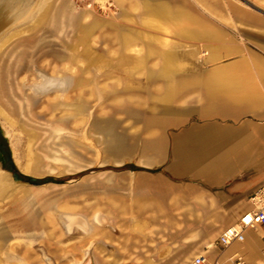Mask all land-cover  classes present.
Returning a JSON list of instances; mask_svg holds the SVG:
<instances>
[{
  "label": "crops",
  "instance_id": "crops-1",
  "mask_svg": "<svg viewBox=\"0 0 264 264\" xmlns=\"http://www.w3.org/2000/svg\"><path fill=\"white\" fill-rule=\"evenodd\" d=\"M53 1L43 0L41 10L47 18ZM137 1L133 9L140 6L142 25L156 29L176 21L183 11L226 12V18L189 19L191 27L201 30L186 31V37L201 39L207 48L204 57H199L202 66L180 68L176 62L179 53L159 51L154 70L164 80L158 96L163 101L159 114L146 116L142 128L129 135L122 148L118 144L116 153L113 149L110 178H93L90 184L80 182L79 194L87 188L100 193L96 194L91 216L82 214L81 201L79 212L61 207L88 222L87 228L74 230L86 234L94 226L96 231L102 227L109 231L102 235L109 236V248L96 245L92 254L83 250L72 264H187L199 254L224 264H231L237 255L250 264H264V225L246 231L242 243L225 248L217 244L222 231L249 210V197L264 182V0H250L254 8L237 0H193L197 7L190 10L182 5L172 7L167 0ZM64 11V6L59 7L53 20L59 23ZM73 19L80 34L76 45L91 39L94 30L101 27L97 20L84 24L79 14ZM120 36L122 44L135 38L130 32ZM144 45V56L155 54L150 43ZM83 47L77 49L81 54ZM197 53H192L196 55L192 58H198ZM80 57L72 59L79 61ZM63 59L58 77L41 76L31 90L39 94L57 90L64 97L60 105L81 114L80 96L76 94L72 102L68 93L70 87L80 92L84 81L74 78L69 84L64 74L72 59ZM96 61L87 67L99 69ZM45 85H49L45 92L34 90ZM69 120L64 118L63 130ZM98 123L101 125L95 132L113 144L116 135L112 121ZM77 124H81V118ZM74 133L82 141L86 136L80 129ZM73 143V147L81 145ZM62 144L70 143L65 140ZM38 203L45 205L47 212L41 213L46 223L36 228L51 235L48 227L53 225L51 211L57 201L47 196ZM100 216L106 224L98 221ZM100 241L95 239L96 244ZM101 242L108 243L104 239ZM5 259L0 264H11L10 259L20 263L17 257Z\"/></svg>",
  "mask_w": 264,
  "mask_h": 264
},
{
  "label": "rangeland",
  "instance_id": "rangeland-1",
  "mask_svg": "<svg viewBox=\"0 0 264 264\" xmlns=\"http://www.w3.org/2000/svg\"><path fill=\"white\" fill-rule=\"evenodd\" d=\"M167 1L175 8L181 5L189 10L197 7L193 0ZM237 1L248 6L253 4L250 0ZM135 3L139 2L54 0L47 18V13L41 10L43 0H35L17 11L15 22H8L0 30V136L7 145L14 170L36 180V183L18 182L6 199L17 189L26 188L40 190L39 195L51 196L57 201L51 211L53 225L48 227L52 229L51 235L40 228L27 231L17 225V220L6 224L7 229L0 235L5 241L0 246V261L5 262L8 256L17 257L19 264H72L83 250L88 249L92 254L96 245L109 248V236H102L108 235V230L102 227L96 231L93 226V231L86 234L76 230L68 233L58 212L64 211L62 206L67 211L79 212L81 201L82 214L91 216L96 194L100 196V193H96V188H87L79 194L80 182L90 184L93 178H110L114 168L111 164L113 149L116 153L118 144L122 148L121 143H126L129 135L142 128L146 116L159 114L163 101L158 96L164 88V80L154 71L159 51L179 53L176 62L180 68L202 66L203 60L199 57H204L207 48L201 39L186 37V31L201 30L191 27L189 19L226 18V12L183 11L179 19L165 22L164 28L156 29L142 25L143 12L140 6L133 9ZM61 6L65 11L58 23L53 20V14ZM77 14L82 15L84 24L93 20L101 23L92 38L83 42L85 51L82 54L77 51L81 50L82 42L81 45L75 43L80 34L72 23ZM129 32L135 38L122 44L120 34ZM145 42L154 47L155 54L143 55ZM194 52H198L196 59L192 58L196 57ZM85 55L89 59L80 57ZM66 56L81 58L79 61L72 59L64 74L70 85L74 78L84 81L81 93L71 87L68 93L72 102L80 96L81 114L75 108H63L60 104L64 97L57 90L46 94L31 90L32 84L41 81V76L58 77ZM95 60L100 64L99 69L87 67ZM65 117L71 120L63 130ZM80 118L81 124H77ZM98 121H112L116 135L113 144L105 142L103 136L95 132L101 125ZM79 129L86 135L83 141L75 136L74 132ZM65 140L70 144L64 146ZM74 141L81 145L73 147ZM7 181L14 182L9 174ZM65 192V196L59 198ZM0 203L1 211L5 201L0 199ZM95 239L108 243L96 244ZM10 260L9 263L16 264L14 259Z\"/></svg>",
  "mask_w": 264,
  "mask_h": 264
},
{
  "label": "bare ground",
  "instance_id": "bare-ground-1",
  "mask_svg": "<svg viewBox=\"0 0 264 264\" xmlns=\"http://www.w3.org/2000/svg\"><path fill=\"white\" fill-rule=\"evenodd\" d=\"M34 1L35 0H0V30L8 22H15L18 18L17 11L22 8L25 9ZM48 86L49 85H45L39 88L36 86L34 90L38 92H45L47 91ZM1 90L2 86H0V91ZM26 100L29 101L28 98H26ZM7 176L8 173L0 170V199H3L5 201V204L1 207L0 211V235L1 233L5 232V229H7L6 224L8 222H14L15 220L19 221L17 225L21 226L27 231H31L37 226L46 223V221L41 218V213L43 212L46 215L47 209L45 208V205H41L38 202L46 199L47 195L45 197L43 195H39L40 190L19 188L15 191V194L12 195V197L9 196L8 199H6V195L18 183L16 181H14L13 183H9L7 181ZM58 217L62 220L64 228L68 233L70 231L72 232L75 228L78 227H88V222L77 215L62 211L58 214ZM98 221L102 224L107 223V220L103 216H100L98 218ZM0 242H2L0 244V246H2L5 242L4 238L0 237ZM14 243L17 244L16 242ZM86 264H88V262Z\"/></svg>",
  "mask_w": 264,
  "mask_h": 264
},
{
  "label": "built area",
  "instance_id": "built-area-1",
  "mask_svg": "<svg viewBox=\"0 0 264 264\" xmlns=\"http://www.w3.org/2000/svg\"><path fill=\"white\" fill-rule=\"evenodd\" d=\"M250 208L244 212L237 222L227 226L217 239V244L222 247H228L235 242H243L245 233L249 229H256L264 225V182L249 197ZM187 264H224L218 260H210L206 255H196ZM231 264H250L242 255H237Z\"/></svg>",
  "mask_w": 264,
  "mask_h": 264
},
{
  "label": "water",
  "instance_id": "water-1",
  "mask_svg": "<svg viewBox=\"0 0 264 264\" xmlns=\"http://www.w3.org/2000/svg\"><path fill=\"white\" fill-rule=\"evenodd\" d=\"M0 170L8 173L14 181L17 182H28V183H36V180L32 177H29L28 180H23L19 177L18 173L16 171H13L11 169L5 168L2 163L0 162Z\"/></svg>",
  "mask_w": 264,
  "mask_h": 264
},
{
  "label": "trees",
  "instance_id": "trees-1",
  "mask_svg": "<svg viewBox=\"0 0 264 264\" xmlns=\"http://www.w3.org/2000/svg\"><path fill=\"white\" fill-rule=\"evenodd\" d=\"M0 143H1L2 147L4 148V151H5L6 156H7V158H8V166H6L5 168L8 169V168L10 167L11 170L15 171V170H14V167H13V164H12V162H11V160H10V156H9V151H8L7 145H6L4 139H3L1 136H0ZM18 175H19V174H18ZM19 177H20L21 179L28 180V178H27L26 176L19 175Z\"/></svg>",
  "mask_w": 264,
  "mask_h": 264
},
{
  "label": "flooded vegetation",
  "instance_id": "flooded-vegetation-1",
  "mask_svg": "<svg viewBox=\"0 0 264 264\" xmlns=\"http://www.w3.org/2000/svg\"><path fill=\"white\" fill-rule=\"evenodd\" d=\"M0 161L2 162V164H6V166H8V158L1 143H0ZM8 169H10V167Z\"/></svg>",
  "mask_w": 264,
  "mask_h": 264
}]
</instances>
